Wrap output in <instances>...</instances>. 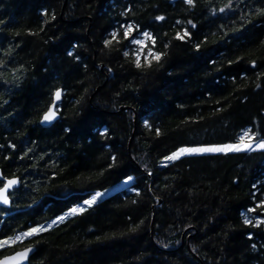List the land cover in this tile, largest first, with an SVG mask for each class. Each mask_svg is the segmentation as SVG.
Listing matches in <instances>:
<instances>
[{
	"label": "trees",
	"instance_id": "16d2710c",
	"mask_svg": "<svg viewBox=\"0 0 264 264\" xmlns=\"http://www.w3.org/2000/svg\"><path fill=\"white\" fill-rule=\"evenodd\" d=\"M227 4L0 0V169L20 178L0 239L135 177L0 256L32 244L29 264H264V149L165 159L246 128L264 139V0ZM144 31L156 42L138 68ZM150 47L165 53L151 67ZM57 88L59 117L42 127Z\"/></svg>",
	"mask_w": 264,
	"mask_h": 264
},
{
	"label": "snow or ice",
	"instance_id": "6c2138e0",
	"mask_svg": "<svg viewBox=\"0 0 264 264\" xmlns=\"http://www.w3.org/2000/svg\"><path fill=\"white\" fill-rule=\"evenodd\" d=\"M185 2L189 5H192L194 0H185ZM231 6V0H229V4L225 5V7ZM225 9L221 8L220 11L223 12ZM262 14H264V10H261ZM54 18V17H53ZM158 20H163L164 17L159 16L157 17ZM179 23V21L177 22ZM190 23V22H189ZM195 27V25H193ZM137 26L133 24H129L124 29V37L127 39L131 36L134 29H136ZM117 33L113 32L111 33L112 39L106 40L104 42L105 47H109L112 44L113 40L117 39ZM189 33L187 31H184L183 36L181 33L177 32L176 38L177 39H183L185 36H188ZM143 36L152 42L153 47L155 46V38L152 36L149 32H144ZM132 43L137 44L140 46V48L137 49V51L134 53L136 59L135 63L136 66L139 68L141 67V55L143 54V50L146 47L144 40H132ZM199 47V45H197ZM71 54V53H70ZM125 56H128L129 53L127 51L124 52ZM165 55V53L162 52H154L152 48L147 49V55H144V61L146 62L147 66L151 67L152 61H156L157 63L162 59V57ZM255 62H253L254 64ZM259 87V85H257ZM62 96V92L60 90H57L54 93V99L52 101V105L49 107L48 111L44 114L42 118V122H51L54 120L57 116V112L59 111L58 108V101H60ZM146 123L147 127H150V125ZM106 131V130H105ZM159 131H157V135H159ZM257 133L252 131L251 129H246L242 132V134L238 137L237 143L232 144H225L220 146H210V147H193V148H180L176 152H173L171 155L165 157L168 161H173L181 158L182 156L186 154H200V153H209V152H240L244 150H251L253 148V144L246 142V138L248 141L255 140V147L259 149H264V139L256 140ZM115 159V157H113ZM132 177H128V179L125 181L127 184L128 181H130ZM18 183L17 178L13 179H7L6 182L3 183V186L0 187V204H8L9 203V196H8V190L13 188ZM103 193L96 192L94 195L91 196L90 199H86L83 201V205H87L88 207H91L93 204L97 202V198L101 197ZM79 205L72 209H70L69 213H66L64 216L57 217L56 220H53L50 224L47 225H37L36 227H30L27 231L19 232L14 234L13 236H9L6 238L0 239V251H3L6 247H14L17 243H22L24 240L31 238L41 232H46L49 229H51L54 225H56L58 222H62L65 220V218L69 215L82 213L86 211L87 209L83 206ZM261 205H264V202H261V204H258L257 207H260ZM249 212L255 211V209H248ZM244 223L245 224H252L253 220L249 217H244ZM259 223H264V221H259ZM255 247V245H253ZM34 250L33 247L25 248L23 251L20 252H14L11 255L4 256L3 258H0V264H23V262H26L29 258V254Z\"/></svg>",
	"mask_w": 264,
	"mask_h": 264
},
{
	"label": "rangeland",
	"instance_id": "374dc122",
	"mask_svg": "<svg viewBox=\"0 0 264 264\" xmlns=\"http://www.w3.org/2000/svg\"><path fill=\"white\" fill-rule=\"evenodd\" d=\"M144 32H146V31H144ZM144 32H141L140 33V36H138L137 38H135L136 40H144L145 41V44H146V41H147V39L143 36V33ZM139 46V45H138ZM246 129H248V128H246ZM246 129H244V130H246ZM243 130V131H244ZM242 131V132H243ZM242 132H241V134H242ZM240 134V135H241ZM239 135V136H240ZM238 142V140L237 141H235V142H230V143H227V144H232V143H237ZM246 142H249V143H252L253 144V148L252 149H254V148H256L255 147V140H253V141H248V139L246 138ZM220 145H225V144H207V145H196V146H185V147H187V148H193V147H210V146H220ZM185 147H181V148H185ZM180 149V148H179ZM178 150V149H177ZM176 150V151H177ZM175 151V152H176ZM209 153H214V152H209ZM200 154H203V153H200ZM186 155H189V154H186ZM166 161H168V160H166ZM128 177H132V179L130 180V181H128V183L126 184L125 183V181L128 179ZM128 177H126V179L123 181V182H120V183H118V184H116V185H114V186H110V187H106V188H103V189H99V190H96V191H94L88 198H86V199H90L91 198V196L92 195H94L96 192H101V193H103V195L101 196V197H98L97 198V202L99 201V200H101L102 198H104V197H106V196H109V195H111L112 193H114L116 190H118L119 188H121L122 186H126V185H128V184H130V183H132L133 181H134V175H129ZM86 199H84V200H86ZM83 200V201H84ZM83 201L82 202H80L78 205H76V206H79V205H83ZM75 206V207H76ZM85 208H88V206L87 205H83ZM74 208V207H73ZM69 211H70V209L68 210V211H66V213H69ZM65 213V214H66ZM64 216V215H63ZM57 219V218H56ZM56 219H54V220H56ZM47 224H50V222H48V223H46V224H44V225H47Z\"/></svg>",
	"mask_w": 264,
	"mask_h": 264
},
{
	"label": "water",
	"instance_id": "95a60500",
	"mask_svg": "<svg viewBox=\"0 0 264 264\" xmlns=\"http://www.w3.org/2000/svg\"><path fill=\"white\" fill-rule=\"evenodd\" d=\"M98 88H100V87H98ZM57 90H60V91L62 92V88H57V89L55 90V92H56ZM55 92H54V93H55ZM61 98H62V96H61ZM53 99H54V94H53L52 101H53ZM52 101H51V103L48 105V107L46 108V110H45V111L41 114V116H40L39 124H40L42 127H50V126H51V125H52V124L58 119V117H59V111H58V112H57V116H56V118H55L54 120H52L51 122H42V118H43L44 114L48 111L49 107L52 105ZM60 101H61V99H60ZM60 101H58V103H59ZM134 116H135V119H136V113H135ZM2 178L4 179V182H6L7 179H13V178H17V179H18V183H17L13 188H11V189L8 190V193H7V194H8V196H9V203H8V204H0V207H8V206L11 204V202H12V198H11V196H10V191L13 190L14 188H16V187H18V186L20 185V178H19L17 175H14V176H6V177H4L3 174H2V171H1V169H0V179H2ZM2 186H3V184H2L0 187H2ZM28 247H33L34 250H35V246L32 245V244H29V245H27V246H24V247L18 248V249H16V250L12 251V252L5 253V254H3L2 256H0V258H3L4 256H7V255H11V254L14 253V252H20V251H23L25 248H28ZM34 250L29 254V258H28V260H27L26 262H23V264H29L30 257H31V255L33 254Z\"/></svg>",
	"mask_w": 264,
	"mask_h": 264
},
{
	"label": "flooded vegetation",
	"instance_id": "af4514ba",
	"mask_svg": "<svg viewBox=\"0 0 264 264\" xmlns=\"http://www.w3.org/2000/svg\"><path fill=\"white\" fill-rule=\"evenodd\" d=\"M4 183V180L2 181V183L0 184V186ZM11 193V192H10Z\"/></svg>",
	"mask_w": 264,
	"mask_h": 264
}]
</instances>
